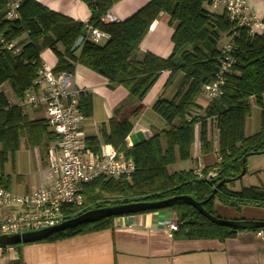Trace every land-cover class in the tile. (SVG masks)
<instances>
[{"label": "trees", "instance_id": "obj_1", "mask_svg": "<svg viewBox=\"0 0 264 264\" xmlns=\"http://www.w3.org/2000/svg\"><path fill=\"white\" fill-rule=\"evenodd\" d=\"M19 1L18 18L9 20V0H0V34L6 44L15 43L10 50L0 44V87L8 85L16 101L35 87L37 72L42 66L41 51L49 48L57 57L54 73L74 74L75 66L83 65L108 79L110 87H125L130 98L137 103L130 111L117 109L114 118L101 126L100 137H89L85 141L87 147L96 153L100 152L102 145H111L118 153L132 159L134 172L130 178H97L83 185L84 208L68 220L101 207L156 202L176 196H190L202 203L216 187H219L217 193L204 205L215 217L217 199L231 207L264 208V188L250 187L240 192L227 189V185L237 181L244 169L247 174L250 156L264 155V33L251 36L247 29L236 27L224 10L221 14L210 12L206 7H211L212 0H150L133 16L116 23H105L102 18L120 0H81L90 10L87 24L52 12L35 0ZM161 14L168 15L169 25L174 29L172 53L166 59L151 53H145L139 59L140 46ZM90 27L105 32L109 39L95 44L85 36L80 48L72 52L82 31ZM235 34L233 74L226 77L221 96L209 100L207 107L202 109L197 100L205 87L216 80L222 41ZM24 36L26 41L18 42ZM59 44L63 51L57 49ZM16 49H19L18 53ZM164 72L170 73L165 89L182 75L172 99H158L153 106V111L166 122L167 130L128 148L127 138L133 131L131 118L144 111V99ZM252 99L261 110V127L257 133L247 136L245 129L252 115ZM80 108L85 118L92 116L89 97L80 98ZM26 109L11 103L0 91L2 168L10 160L14 163L22 143L26 147L42 148L47 154L49 146L57 140L46 118L31 119ZM201 109L202 115L194 114ZM208 120L214 121L218 130V163L202 170L169 173L168 168L177 160H191L196 126L200 130L201 152L209 154L213 150ZM210 174L214 176L208 178ZM0 186L10 189V177L2 173ZM168 210L175 213L179 223L175 233L177 239L223 242L245 232L213 224L197 209L182 202L173 204ZM152 212L158 211L143 213ZM115 218L69 228L40 243H56L111 229Z\"/></svg>", "mask_w": 264, "mask_h": 264}, {"label": "crops", "instance_id": "obj_2", "mask_svg": "<svg viewBox=\"0 0 264 264\" xmlns=\"http://www.w3.org/2000/svg\"><path fill=\"white\" fill-rule=\"evenodd\" d=\"M35 1L52 12L83 24H87L90 19V10L87 4L81 0ZM149 2L150 0H120L110 9L109 13L118 22H121L133 16ZM246 2L248 12L262 21L264 19V0H246ZM206 8L216 14L223 12V8L210 6ZM173 32L174 29L169 25L168 15L161 14L152 24L148 35L140 46L139 59H142L145 53H151L163 59L168 58L173 50ZM25 41L26 36L18 40V42ZM226 42L227 39H224L221 47ZM57 49L63 51L62 45H57ZM40 57L45 66L51 70L54 69L57 57L51 49L43 48ZM169 76V72H164L161 75L143 101L144 111L138 117L131 118L133 131L127 138L128 148L147 140L157 132L167 130L166 122L153 111V106L158 99L170 100L176 93L182 75L177 76L173 84L165 89V83ZM72 82L75 86L88 90V97L92 102V116L86 118L83 123L86 138L100 137L101 126L107 125L114 118L117 109L130 111L137 106L125 87L121 85L110 87L108 79L83 65L75 66ZM4 87L6 85L0 87V91ZM7 89V93L2 92L6 94L11 103H14L15 98L11 95L10 89ZM200 98L201 96L197 103L204 109L210 101L207 97L204 101H201ZM254 103L255 100L252 99V114ZM202 109L195 111L194 114L202 115ZM252 117L253 115L246 123L247 136L260 130L261 110L260 118L253 120ZM39 118H45V116ZM208 131L209 140L213 143V150L209 154H203L200 147L199 126H196L191 161L197 165L193 170L213 167L219 161L218 130L214 121L208 120ZM36 155L37 172L35 175H27L21 171L15 156L13 163L17 176L15 185L19 190L16 192L27 193L42 184L44 171L48 165L47 155L44 152L43 157L39 152ZM174 165L170 166L168 170ZM4 175L10 177V189L13 190L12 176ZM34 176L36 179L33 178ZM174 216L175 213L168 209L121 216L114 219L111 229L80 235L56 243H31L22 245L19 249L0 247V264H15L16 262H20V264H264V230L261 236H258L259 231L239 232L235 237L223 242L218 240H183L177 239L176 232L170 233L169 229L163 226L164 222L173 219ZM250 218L264 220V213Z\"/></svg>", "mask_w": 264, "mask_h": 264}, {"label": "built area", "instance_id": "obj_3", "mask_svg": "<svg viewBox=\"0 0 264 264\" xmlns=\"http://www.w3.org/2000/svg\"><path fill=\"white\" fill-rule=\"evenodd\" d=\"M19 0H9L7 19L18 18ZM212 8H223L236 27L245 28L249 35L264 33V22L248 12L246 0H212ZM105 23H116L109 12L102 18ZM87 38L95 44L109 39V35L97 28H88ZM236 34L229 37L221 49V59L216 80L205 87L209 100L221 96V87L227 76L233 74V56ZM0 44L12 49L15 43L6 44L0 34ZM16 53L19 49L15 50ZM88 97V90L72 82V74L54 73L42 63L37 72L35 87L23 99L13 104L36 110L42 107L50 130L57 136L47 150V168L43 182L27 193H19L0 186V203L11 206L15 213L0 219V236L23 234L42 230L68 220L84 208L81 187L97 178H130L135 170L132 159L118 153L111 145H102L100 152L90 150L83 131L85 117L80 108V98ZM214 174L208 176L212 177ZM170 233L179 229L176 216L163 223ZM262 235L259 231L258 236Z\"/></svg>", "mask_w": 264, "mask_h": 264}, {"label": "water", "instance_id": "obj_4", "mask_svg": "<svg viewBox=\"0 0 264 264\" xmlns=\"http://www.w3.org/2000/svg\"><path fill=\"white\" fill-rule=\"evenodd\" d=\"M88 28H85L82 31L81 37L75 42L72 47V52H76L82 42L87 35ZM246 170L240 174L238 179H241L245 176ZM219 187H216L213 190L212 195L205 202H197L190 196H176L167 200L156 201V202H138V203H129V204H121L114 206L101 207L97 209L90 210L76 218L66 220L59 225L54 227L25 232L23 234H14V235H1L0 236V247H17L19 245H27L31 243H38L43 241L44 239L50 237L51 235L64 231L69 228H75L81 225L92 224L104 219L119 217L123 215H131L137 213H143L147 211H160L165 210L171 207L173 204L182 202L186 205L194 207L198 210L200 214H202L205 218H207L213 224L224 228L238 229L243 231H253L264 229V220L260 221H250V220H239V221H228L222 220L218 217L210 214L205 208L204 205L207 204L212 197L217 193Z\"/></svg>", "mask_w": 264, "mask_h": 264}, {"label": "rangeland", "instance_id": "obj_5", "mask_svg": "<svg viewBox=\"0 0 264 264\" xmlns=\"http://www.w3.org/2000/svg\"><path fill=\"white\" fill-rule=\"evenodd\" d=\"M223 47V46H222ZM9 86L6 85L1 91H5L7 93ZM11 92V91H10ZM9 92V93H10ZM12 95V93H11ZM207 96L201 95L200 100L204 101ZM26 112L29 114L31 119L39 118L45 116V111L42 107L34 109H26ZM253 120L260 118V109L254 103V111H253ZM37 152L41 154L43 157V150L39 147H26L24 143H22V147L20 151L16 155V160L18 162V167L21 171L28 174H36L37 172ZM196 163L189 161H180L169 169V173L179 172V171H189L193 170L196 167ZM13 163L10 160L4 168L0 166V175L3 174H10L13 179V190L19 191L16 187V180L17 176L15 174V169L13 167ZM36 179V176L33 177ZM250 187H259L264 188V155H253L248 158L247 161V174L243 176L241 179L233 183H229L227 185V189L233 192H240L244 188ZM215 206V214L218 218L222 220L228 221H239V220H250V221H260V220H253L250 217L256 216L257 214L264 213V208L255 207V206H240L238 207H231L225 205L220 200H216ZM15 213L14 208L11 206H4L0 203V219L6 218L11 216Z\"/></svg>", "mask_w": 264, "mask_h": 264}]
</instances>
